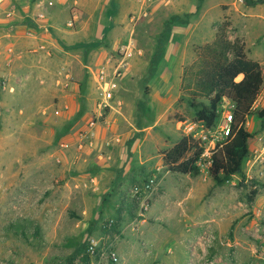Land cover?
<instances>
[{
	"label": "rangeland",
	"instance_id": "374dc122",
	"mask_svg": "<svg viewBox=\"0 0 264 264\" xmlns=\"http://www.w3.org/2000/svg\"><path fill=\"white\" fill-rule=\"evenodd\" d=\"M155 1L158 5L145 17L149 19L140 21L135 31L133 29L136 38L133 41L140 51L132 49L129 67L119 80L111 107L101 110V117L87 138L83 136L87 123L100 112V95L91 71L95 72L105 62V53L117 58L119 48L115 45L120 40L112 39L120 35L81 43L75 42L78 31L75 27L64 36L57 34L61 37L62 49L51 50L53 56L46 66L34 60L28 62L29 67L22 61L16 62V71L12 74L20 80L13 82L7 80L4 58L11 41L6 38L10 29L0 30V39L5 40L0 46V264H70L80 254L89 235L105 241L104 236L112 233L103 230L102 223L117 218L121 221L123 218L119 217L124 211L136 208L128 200L130 187L154 176L156 189L149 196L150 209L142 226L146 238L154 242L153 248L159 253L153 264H170L171 250L180 237L187 236V230L198 235L207 225L212 226L215 235L213 245L205 251L207 262L264 264L261 258L264 242H258L249 232L241 231V234L253 250L237 251L236 246H224L240 220L244 222L241 229L252 223L264 228V216L256 217L248 200L253 189L258 191L256 197H264V162L256 158V152L264 146V120L254 116L246 119L245 127L253 138L243 164L244 179L236 176L225 184L216 185L205 171H200L199 178L198 175L187 176L168 171L162 163L164 151L183 136L191 135L193 111L187 101L193 95V65L198 60L201 40L196 32L187 50L182 51L180 47L176 48L177 53L176 50L170 52L172 44L176 46L182 41L178 37L171 42L169 31H178L186 21H197L199 8L195 0H170L168 6H163L168 0ZM244 1V4H235L234 0H210L212 18L214 12L223 11H219L210 28L215 29L225 16L230 19L224 12L230 8L238 11L242 18L259 10L264 14V4L251 5ZM37 2L39 0H5L7 6L3 7L7 8H0V19L20 21L22 15H26V6L34 17L40 11L32 8ZM12 6L15 12L7 18L5 12ZM92 9V6L85 7L87 11ZM221 15L222 20L217 21ZM172 18L174 22L183 19L184 23L173 24V29L166 30V23ZM66 20L58 24L64 26ZM208 22L209 17H206L201 24L207 26ZM1 23L0 27H7L8 22L1 20ZM207 32L206 27L205 37ZM237 35L238 30L232 25L229 36L234 39ZM34 40L37 41L31 40L27 52L46 54L47 48L38 49L41 41L35 44ZM16 44L23 46L22 41ZM73 87L77 92L73 93ZM72 94L75 100L68 106L66 101ZM261 96L253 112L264 107V95ZM70 106L76 108L71 115ZM60 130L73 131L71 139L67 138L68 146L62 148L66 162L50 158L51 179L41 184L36 178L39 165L44 154L51 155L57 149V131ZM45 135L55 140L49 151H45L41 140ZM216 195L228 197L230 210L235 213L232 218L213 210L219 204L209 206ZM228 202L223 206L227 207ZM151 210L153 216L149 214ZM235 216L238 218H233ZM131 220L129 217L126 222ZM148 226L153 228L148 229ZM263 233L260 230V234ZM218 244L223 248L220 252L215 249ZM139 249L140 254L145 251L141 245ZM178 255L184 262L179 259L175 264H187L188 253L181 250ZM191 259L192 264L204 262L199 258ZM129 264H135L133 258Z\"/></svg>",
	"mask_w": 264,
	"mask_h": 264
},
{
	"label": "crops",
	"instance_id": "0c3cea01",
	"mask_svg": "<svg viewBox=\"0 0 264 264\" xmlns=\"http://www.w3.org/2000/svg\"><path fill=\"white\" fill-rule=\"evenodd\" d=\"M195 1L197 3L196 5L197 8H199L198 19L197 21H193L192 23H190V21L189 22L186 21L185 24H183L184 25L183 28L178 29V31L177 30L174 31L175 29L172 30L171 32L169 31L170 38L168 39H170L171 42H174L178 37H180V40L182 41V43H179L178 41L176 46L175 43L172 44L170 48V52H173V50L175 52L176 48H180V47H182L181 48L182 51L187 50L189 44L192 42L191 39L196 32H199L197 37L201 40L200 46L206 43H210L214 39L215 29L210 27L215 17H217L219 11L221 12L223 11L219 10L217 13L214 12V17L212 18L210 7H212L213 5L211 4L210 0H195ZM156 2L157 1L155 0L153 3L150 2L149 5L146 7L147 15L145 17L148 16L149 10H150V15L153 13V9L156 8V6L158 5V2L157 3ZM170 2H171L170 0L166 1L165 3H163L164 4L163 6H168ZM35 4L38 7L37 8L36 5L32 6V8L35 11L40 9L41 11L46 13L49 24V30L46 32L37 28L36 24L34 23L35 18L30 14L31 9H29V6L24 7V9L27 8L25 9L26 15H22V17L20 16L22 18L20 21L9 20V19H6L7 20L6 21L5 19H0V24H2L1 20L3 22H8L7 27H0V30L2 29L8 31V29H10L9 30L10 32H6L7 33L6 38L7 40H11V41L10 44H8L7 46L8 52L4 56L5 61H7L5 63V66L7 69V78H8L7 80L9 81L18 82V80H20L19 78L16 79L15 76L12 74L13 71H16L15 67L18 64L16 62L18 61L19 63L22 61L24 64H28V67L30 66L28 62L31 61L32 63L33 60L36 61L38 64L40 63L42 66H46L48 62H50L51 55L53 56V52L51 50H53V48L54 49L56 48V50L57 48L62 49L60 46L61 42L59 41L61 37L58 38L57 34L64 36L65 34H67L66 32L68 31L73 32L74 30V28L69 29L66 27V23L70 19L73 20L75 30L78 29V31L76 30L77 32L75 36L77 39H75L76 40L75 42L86 43L88 40L94 41L96 38L99 39L106 38L109 40L112 39L114 35L119 34L120 36H116L115 37L116 39L114 38L112 39V41L118 40L117 42H119L120 40V43L116 42L117 44L115 46L119 47L121 44H124L131 40L133 43V48H135L137 52L140 51L136 47L134 42L136 39L135 34L133 35L135 31V25L140 21H147V19L149 18L143 17V19L140 18L141 20L139 19L135 22H131L130 20L131 14L139 13L142 9V2H140V0H39V2ZM4 5H6L5 2L2 5H0V8L2 9L7 8L6 7L7 5L3 7ZM86 6H92L93 7L92 11L85 10ZM224 12H227L226 14L230 16V19H228V21L230 22V24L232 23L231 27L233 25L238 30V35L235 36L234 39L235 38H239L240 40L242 39L241 41L245 44L248 57L261 64L264 70V45H262V41H264V37H263L264 14L262 15L260 14L262 11L259 10L256 13H253V15L247 14L243 18L239 16L238 11H235L232 8L227 9ZM206 17H209V22L207 26L205 25L202 26L201 23ZM222 17L223 15H221V17H219L217 21H219L220 19L222 20ZM65 18L67 20L64 23V26L63 25L60 26L61 24L58 23H60V21ZM221 22L222 21H219V24ZM173 27L174 26L171 25V29H173ZM206 27L208 30V32L206 33L207 37H205L203 33ZM90 30H92V33ZM99 33H101V35L98 36ZM260 37H263V39L258 40ZM32 39L37 40V41L34 40L36 42L35 44L41 41L40 43L41 45H43L44 47L46 45L45 47V49L47 48L46 54H44L45 53L44 52L43 54L38 53L31 55L32 53L27 52V47L32 42L31 41ZM230 39L232 38L230 37ZM2 41L5 40L0 39V46ZM18 41H22L23 43L22 47H24V49L20 47L18 44H16V42L18 43ZM61 45L63 44L61 43ZM193 45L195 44L193 43ZM65 52H66L65 54L69 53L68 51ZM132 54H133V50H132ZM103 56H104L103 58L105 59L108 57L107 53H105ZM28 57H31V59ZM35 57H37V59ZM42 66L39 67L42 68ZM77 90L78 89H76L75 87L72 88L73 93H75V91L77 92ZM261 94L264 95V91L261 90L259 98L262 97ZM72 95L71 96L69 95L71 99L66 101V104H68V106L75 100L74 94ZM69 112L70 115L73 112L75 113L76 108L70 106ZM53 130L54 132H56L55 129ZM57 132H58L57 136L59 137L56 143L57 149L53 153H50L51 155L44 154V160H41V163L39 165L40 170L36 178L38 179L37 180L38 182H41V184L42 183L45 184L49 182V180L51 179L50 167L52 166V163L49 160L50 158H55V160H62L64 163L66 162V155L64 154L62 148L64 147L63 145L68 146L67 138L71 139L73 135L72 133L73 131L70 130V133H72V135L68 132V130H60ZM51 135L53 136V133ZM45 136L46 138L42 137L41 140L44 146L46 147L45 151L46 150L49 151L55 140L54 137L50 139L48 138L49 137L48 135ZM84 162L87 161L84 160ZM200 176L202 175H198L197 177L199 178ZM227 198L228 197H221L219 195H216L209 202V206L210 205L216 206L217 204H219L216 206V208L214 207L213 210L221 214H229L232 218V216L235 213H232L233 211L230 210L231 206L229 205ZM128 200L130 201V199ZM226 202H228L227 207L223 206ZM130 203L133 204L131 201ZM250 203H252L251 204L252 212L256 215V217L264 216L263 196L256 197L254 201ZM131 209H129L128 211H124L125 213H122L123 215L119 217L120 219L123 218V220L120 221L118 218L115 220V226L112 229H110L112 233L106 234L104 236L105 242L111 245L113 249L116 251L118 258L117 264H129V261L132 258L134 259L135 264H153V260L157 259L159 253L155 248H153L156 246L154 242L148 240L146 238L147 237L146 234L143 233L142 231V226L144 227L148 214L146 215L144 222L137 224L138 226L137 230H133V226L136 225L134 224L135 209L134 207ZM205 209L207 210L209 208L207 207ZM151 211L149 214L153 216L154 211L153 210ZM129 217H132L133 220H131L130 223L129 222L127 223L126 221L128 220ZM233 218H238V217L235 216ZM243 224L244 222L242 223V221L240 220L238 224L234 226V229L231 230L233 234L228 236V240L226 241L224 246L226 245L236 246L237 251H239V249H241L242 251V249H247V248L253 250L252 246L248 245V243L243 239L241 231L242 232L246 231L251 233L258 242H264L261 241V238L262 239L264 238L263 237L264 233L260 234V230L264 232V228L260 229L259 226H257V224L252 223L249 225V227L241 229ZM151 228L153 227L148 226V229ZM187 232L188 235L180 237V240L175 244L176 245L175 248L171 250L170 259L172 262H170V264H175L179 259H181V261L184 262V259L178 255V253L181 250H183L184 253L185 251L188 253L187 264H192L191 261L192 259L189 255L187 245L188 242L196 236V234H193L191 231L189 232L188 230ZM140 245L142 246L143 249H145V251H143L142 254H140V249H139ZM147 246L150 248L146 249ZM215 249L218 252H220L221 249L223 248H221V245L218 244L215 247ZM152 251H156V252L153 253Z\"/></svg>",
	"mask_w": 264,
	"mask_h": 264
},
{
	"label": "trees",
	"instance_id": "16d2710c",
	"mask_svg": "<svg viewBox=\"0 0 264 264\" xmlns=\"http://www.w3.org/2000/svg\"><path fill=\"white\" fill-rule=\"evenodd\" d=\"M246 3L264 4V0H246ZM174 20L172 18L166 23V30L173 24L184 23L183 19ZM230 28L231 24L225 16L215 28L214 39L198 47V60L193 65V95L187 101L193 111V122L202 123L205 129H212L216 125L224 99L233 106L229 133L211 151L207 174L216 185L225 184L236 176L244 179L243 164L253 138L245 127L246 119L254 116L264 120V107L253 112L264 84L263 67L248 57L245 44L239 38L230 39ZM203 152V144L186 135L163 152L162 163L172 173L197 176L200 170L196 164ZM257 193L256 189L251 190L248 200L254 201ZM83 254L84 243L78 256Z\"/></svg>",
	"mask_w": 264,
	"mask_h": 264
},
{
	"label": "built area",
	"instance_id": "2783aa9c",
	"mask_svg": "<svg viewBox=\"0 0 264 264\" xmlns=\"http://www.w3.org/2000/svg\"><path fill=\"white\" fill-rule=\"evenodd\" d=\"M5 0H0L2 5ZM142 2V9L139 13H135L130 16L131 22H135L147 15L146 7L151 0H140ZM234 3L244 4V0H234ZM15 12V7H10L5 12L7 18H11ZM34 21L38 29L43 31L49 30V24L46 13L39 11L34 15ZM66 27L69 29L74 28L73 20L70 19L66 23ZM119 53L116 54L117 58L107 57L105 62L100 65L95 72H92L93 80L100 95V102L98 103L99 113L98 117H92L87 123V129L84 132V137H88L93 133V129L96 126L97 119L101 117V110H104L110 106V101L114 98L118 89L119 80L121 79L123 72L129 67V58L132 56L133 43L128 41L121 44L119 47ZM40 50H44L45 47L40 45ZM232 104L229 100L224 99L221 103L219 112L220 118L216 125L212 129H205L202 123H191L189 128L191 136L201 142L204 146V152L197 161V166L200 171L207 172L210 165L211 151H213L217 142L224 140L230 128L232 120ZM207 144L212 147H205ZM256 158L259 162H264V146L256 152ZM156 189L155 176L143 181L139 184H134L128 191L130 201L135 205V217L133 230H137V224L145 221V217L150 209L149 196ZM115 226L113 219H108L102 223L101 228L103 230H110ZM212 226L207 225L198 235L188 242V251L193 258H199L204 260L202 264H216V261H208L205 258V251L208 247L213 245L215 240ZM264 263V250L261 255ZM117 253L111 245L103 241L101 238L94 235H89L84 241V254L78 256L73 264H117Z\"/></svg>",
	"mask_w": 264,
	"mask_h": 264
}]
</instances>
